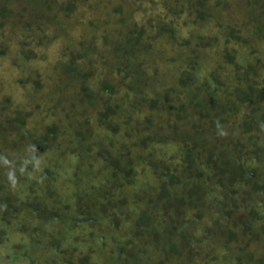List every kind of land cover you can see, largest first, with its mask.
Listing matches in <instances>:
<instances>
[{
  "label": "trees",
  "instance_id": "16d2710c",
  "mask_svg": "<svg viewBox=\"0 0 264 264\" xmlns=\"http://www.w3.org/2000/svg\"><path fill=\"white\" fill-rule=\"evenodd\" d=\"M235 1L0 0L22 58L65 51L43 132L0 106L5 264H264V0Z\"/></svg>",
  "mask_w": 264,
  "mask_h": 264
},
{
  "label": "rangeland",
  "instance_id": "374dc122",
  "mask_svg": "<svg viewBox=\"0 0 264 264\" xmlns=\"http://www.w3.org/2000/svg\"><path fill=\"white\" fill-rule=\"evenodd\" d=\"M237 5L241 4V0L235 1ZM102 3L98 4L97 7V17L100 18V20L105 19L104 15L98 14L102 7ZM85 5H82V8H84ZM104 6V5H103ZM99 10V11H98ZM100 13V12H99ZM79 15V11H78ZM87 13L83 14V18L80 17L79 19L83 21V23L78 22V20H74L75 28H72V30L69 31L70 36L69 39L73 43H75L78 39H82V41H87L88 37L91 35V29L88 28L86 23ZM143 14L138 13L135 17H141ZM58 20V19H57ZM57 26V25H56ZM53 27V31H47V34H41V36L45 40H41V43H31L29 45L30 47V58L24 59V55L20 56L22 54L21 50H19L18 45L15 41V37L11 36L7 33L0 32V49H2L1 46H4L6 44V48L3 47V53L0 54V106L5 103L4 99H7V103L4 105L5 108H8L9 110H13V106L19 109V111L22 113V117L24 118L26 129L30 131H35L36 133L43 132V128L47 123L50 122V119L54 115V111L50 109L52 98L54 96L49 95V87L50 86L46 80L45 77L49 73V71L53 68V65L58 61V59L61 57L60 53H65L64 50H62V46L64 44V41H62L61 35L54 34L56 33L54 28H57L61 30L59 27ZM98 34V33H96ZM40 37L39 35H37ZM24 39V38H23ZM2 41H5L2 43ZM18 41L20 39L18 38ZM34 41V40H33ZM105 65L107 66L108 63L105 61ZM83 65V64H82ZM81 65V66H82ZM98 74L102 77L108 75L109 72L107 71V74L101 73V70H98ZM96 69L92 71V75L90 77H94L97 75ZM96 74V75H95ZM107 76V77H108ZM92 79V78H91ZM98 80L99 77H96ZM94 83L95 78L92 79ZM92 82V83H93ZM36 84H39L40 86H36ZM90 84V80H89ZM37 87V88H36ZM37 89L34 91V89ZM35 99V100H34ZM34 101V102H33ZM24 151L23 154H26L31 156L33 154V151L30 152L29 147L22 148ZM29 150V153H28ZM35 155V154H34ZM32 156L35 164H40L43 159V155L41 153L37 154L35 156ZM68 157V156H67ZM69 158V157H68ZM66 158L65 160V166L67 168H64V164L61 163V170L60 178H66L67 174L72 170V168L75 166V164L78 163L79 160H77V163L74 161L73 158ZM70 168V169H69ZM35 174V173H34ZM61 189L66 185L65 183H61ZM64 190V189H63ZM46 228H53V230L57 229V224H48L46 225ZM16 234H14L15 240H10L9 248L16 247V244L19 241H16L17 237H15ZM5 249V246H0V264H5L6 259L2 257L1 254L3 250ZM20 259L16 260L13 264H19Z\"/></svg>",
  "mask_w": 264,
  "mask_h": 264
},
{
  "label": "clouds",
  "instance_id": "9594fccd",
  "mask_svg": "<svg viewBox=\"0 0 264 264\" xmlns=\"http://www.w3.org/2000/svg\"><path fill=\"white\" fill-rule=\"evenodd\" d=\"M8 178H9L10 181L13 182V184L15 183V178H14V176L11 173L8 174Z\"/></svg>",
  "mask_w": 264,
  "mask_h": 264
}]
</instances>
